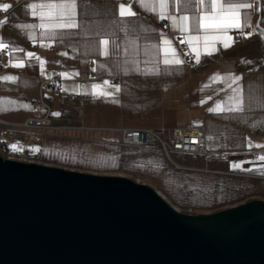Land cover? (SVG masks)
<instances>
[{
  "label": "crops",
  "instance_id": "1",
  "mask_svg": "<svg viewBox=\"0 0 264 264\" xmlns=\"http://www.w3.org/2000/svg\"><path fill=\"white\" fill-rule=\"evenodd\" d=\"M50 2L63 0H0V5H10L7 19L13 23L9 30L4 20L0 30V42L11 48L8 65L15 68L14 64L23 62L26 71L25 75L0 74V120L19 123L43 116L44 107L20 102L16 94L40 100L39 81L61 72V96L41 93V101L53 110L51 127L43 131L39 145L43 164L92 174L131 175L163 193L180 187L184 172L195 181L228 178L238 181L243 191L223 206L248 198L264 199V179L234 173L235 165L244 163L253 175H264V160L259 159L264 147L255 146L264 145V133H256L264 124V0H243L258 9L256 18L248 14L251 7L240 10L241 20L247 17L248 26L243 29L253 26V34L241 44H234L232 35L240 29H229L227 38L210 41L207 48L200 41L199 55L206 54V59L194 66L164 64L163 40H170L158 37L154 23L135 15L122 17L120 6H128L123 2L76 0L78 27L74 29L25 27L40 23L29 5ZM170 11L191 18L204 9L189 3L188 11ZM166 21L171 31L180 32ZM184 34L202 35L191 28ZM102 40L108 41L106 51ZM32 43L36 49L29 48ZM170 45L176 49L171 41ZM189 50L197 55L192 47ZM29 52L33 58L26 55ZM175 54L182 60L176 50ZM237 76L240 79L234 83ZM107 78L118 83H108ZM233 89L240 93L239 111L228 110ZM217 104L224 110L209 111ZM186 127L203 128L205 152L262 150L263 154L240 155L233 162H207L201 155L120 147L122 128L163 129L160 140L170 144L172 131Z\"/></svg>",
  "mask_w": 264,
  "mask_h": 264
},
{
  "label": "water",
  "instance_id": "2",
  "mask_svg": "<svg viewBox=\"0 0 264 264\" xmlns=\"http://www.w3.org/2000/svg\"><path fill=\"white\" fill-rule=\"evenodd\" d=\"M0 264H264V199L187 215L124 176L0 157Z\"/></svg>",
  "mask_w": 264,
  "mask_h": 264
},
{
  "label": "built area",
  "instance_id": "3",
  "mask_svg": "<svg viewBox=\"0 0 264 264\" xmlns=\"http://www.w3.org/2000/svg\"><path fill=\"white\" fill-rule=\"evenodd\" d=\"M36 0H24V2H35ZM81 2L83 0H77ZM102 1V0H101ZM115 5L123 2L127 5L131 4L132 10L135 13L136 18L145 20L146 22L154 23L158 29V37L168 38L173 46L176 48L178 55L181 57L184 64L187 66H194L199 62L206 59V54L199 55V62H197V55L189 50L187 42H181L185 40L186 34L180 32H173L170 30L166 19L155 20L151 15L143 13L140 7L134 2V0H107ZM253 4L248 10V14L251 18H256L258 9ZM9 17L8 10H0V21L7 20V27L9 30L12 29L13 23L7 18ZM0 24V30H1ZM255 28L251 26L248 29H240L233 35V43L241 44L248 33L253 34ZM243 33V34H242ZM3 43V42H2ZM7 44V43H4ZM8 45V44H7ZM30 49H36L37 44L32 43L29 45ZM11 48L8 45L7 49L0 50V74L9 72L16 75H25L26 71L24 67H12L9 66ZM217 65L220 62L216 61ZM62 76L60 71H56L54 76L45 80L39 81V95L40 100H34L28 98L24 93L16 94V99L20 102H28L31 105L40 104L45 108V114L41 117H28L23 122H3L0 120V157L4 160L22 162L27 164H43L42 152L40 149L41 139L44 135L43 131L51 127L52 113L53 110L47 107L41 101V93L49 91L53 96L60 97L59 85L61 84ZM107 82L111 84L118 83V79L107 78ZM121 130V141L120 147L140 148L147 150H160L164 154L168 155L170 152H176L187 155H201L208 161H225L233 162L236 161L240 155L256 156L262 155V150L250 151L245 153L235 152H205L204 149V130L203 128H192L186 127L183 129H175L172 131V140L170 144H166L161 141L160 136L163 134V129L158 130H145V129H132L122 128ZM256 133H264V124L261 125ZM15 145V148H13ZM243 169L249 170V167L244 163L240 164ZM255 177L264 179V175H253Z\"/></svg>",
  "mask_w": 264,
  "mask_h": 264
},
{
  "label": "snow or ice",
  "instance_id": "4",
  "mask_svg": "<svg viewBox=\"0 0 264 264\" xmlns=\"http://www.w3.org/2000/svg\"><path fill=\"white\" fill-rule=\"evenodd\" d=\"M134 2L146 11L152 12L160 19H168L174 28L178 29L182 33H188L189 28L192 32L202 33V35H188L185 40L193 51L197 53V62H199V50L197 45L200 41H204V46L207 48L210 41H216L227 38V32L229 29H243L247 27V17L245 15L243 21L241 20V9L251 7L250 4L243 2V0H134ZM189 3L196 5L197 9L203 8L204 11H198L193 14L191 18L188 15H175L171 9L178 8L181 13L189 10ZM10 7L9 4L0 5V9L7 10ZM33 9V15H38L40 23L37 25H26L25 27H38L45 30L50 29H74L78 27L76 21V0H63V2H50L41 4L29 5ZM39 11H36V10ZM120 15L123 16H134L135 13L132 11L131 4L128 6H120ZM191 20V23H189ZM4 21H0V24ZM243 34V33H242ZM247 35H251L248 33ZM31 38V37H30ZM165 45L164 48V64H181L183 63L176 54L175 50L171 48L170 41L167 39L163 40ZM101 44L106 46L107 40H102ZM225 47L229 45L225 43ZM8 45L0 42V50L7 49ZM20 49H16L19 51ZM211 55V52H208ZM29 58H33L34 54L29 52L26 53ZM41 63H43L41 61ZM15 67H23V62L14 64ZM3 79H14L13 77H4ZM240 77H234L233 82L238 81ZM107 83V82H106ZM118 90V89H117ZM235 96H230L228 102L232 103V107L228 110L239 111L241 110V99L240 93L237 89H233ZM11 103V102H10ZM203 103V101H202ZM219 104L216 108L209 109V111H222ZM249 144V147H252ZM256 147H264V145H255ZM15 148V145H13ZM260 160H264V156L259 157ZM239 167V165H235Z\"/></svg>",
  "mask_w": 264,
  "mask_h": 264
},
{
  "label": "trees",
  "instance_id": "5",
  "mask_svg": "<svg viewBox=\"0 0 264 264\" xmlns=\"http://www.w3.org/2000/svg\"><path fill=\"white\" fill-rule=\"evenodd\" d=\"M191 174L183 173L182 185L174 191L164 192L180 208L212 209L230 203L240 196L243 188L238 181L217 177L213 181H195Z\"/></svg>",
  "mask_w": 264,
  "mask_h": 264
},
{
  "label": "rangeland",
  "instance_id": "6",
  "mask_svg": "<svg viewBox=\"0 0 264 264\" xmlns=\"http://www.w3.org/2000/svg\"><path fill=\"white\" fill-rule=\"evenodd\" d=\"M237 165V164H236ZM239 165V164H238ZM61 168V167H60ZM69 170V169H68ZM75 171V170H74ZM80 172V171H79ZM235 174H239V175H243V176H253V171H250V170H247V169H243L240 167H236V171H234ZM100 175V174H99ZM113 175H119V176H124L126 178H129L131 179L132 181H136L138 178L134 177V176H131V175H125V174H122V173H116V174H113ZM136 182H139V183H142V184H146L150 187H152L154 190H156L157 193H160V195L169 203V205H171L173 208H175L178 212L180 213H184V214H192V215H195V214H209V213H213V212H216V211H219V210H222V209H225V208H229V207H232V206H235V205H238L240 203H243L245 201H248V200H255V199H258V200H263V198H248L246 200H243L241 202H235V204L232 203L227 205V206H218V207H215V208H212V209H193V208H180L176 205L173 204V202L170 200L169 197H167L163 192H161V190H159L157 187H155L154 185H151L150 183L148 182H141L140 181H136Z\"/></svg>",
  "mask_w": 264,
  "mask_h": 264
},
{
  "label": "bare ground",
  "instance_id": "7",
  "mask_svg": "<svg viewBox=\"0 0 264 264\" xmlns=\"http://www.w3.org/2000/svg\"><path fill=\"white\" fill-rule=\"evenodd\" d=\"M139 183V182H138ZM159 195H160V193H159ZM161 196V195H160Z\"/></svg>",
  "mask_w": 264,
  "mask_h": 264
}]
</instances>
